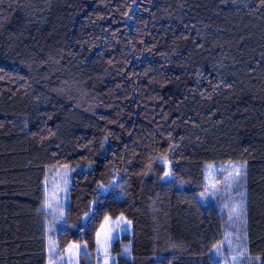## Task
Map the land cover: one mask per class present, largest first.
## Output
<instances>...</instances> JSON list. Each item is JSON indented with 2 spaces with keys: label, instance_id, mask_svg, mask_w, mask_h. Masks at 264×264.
<instances>
[{
  "label": "trees",
  "instance_id": "1",
  "mask_svg": "<svg viewBox=\"0 0 264 264\" xmlns=\"http://www.w3.org/2000/svg\"><path fill=\"white\" fill-rule=\"evenodd\" d=\"M215 161L238 172L209 196ZM120 214L115 264H264V0H0V264H98Z\"/></svg>",
  "mask_w": 264,
  "mask_h": 264
},
{
  "label": "rangeland",
  "instance_id": "2",
  "mask_svg": "<svg viewBox=\"0 0 264 264\" xmlns=\"http://www.w3.org/2000/svg\"><path fill=\"white\" fill-rule=\"evenodd\" d=\"M236 161L233 162H209L206 163L204 169L205 180L207 182L208 195H211V192L215 193L217 186L224 181L228 180L230 177L237 175L238 167ZM89 165L83 163H76L74 166H62L60 167L55 174L51 175L47 179V205L51 215H54L51 224L53 227L50 228V231H58L61 222L65 218V209L68 203V191L72 178V173L81 172L82 170H88ZM219 177V179H215ZM236 185V184H234ZM228 193V192H227ZM204 199V197H201ZM230 224L237 220L239 216L241 227V216L237 212V207L234 210L233 207L228 210ZM61 215L62 217L59 218ZM63 218V219H62ZM131 231L130 221L122 214L116 217L106 216L102 221L100 227L98 228L96 234L97 249L96 252L99 257L98 264H115L117 255L114 253L112 247L115 239L120 238L124 233H129ZM129 243L121 242V252L120 254H127L129 251ZM85 250L84 244L73 243L67 250L57 257L56 261L58 264H78L79 255ZM222 251V250H221ZM48 253L49 259L52 260L56 257V241L54 234L50 233L48 238ZM223 253V251H222Z\"/></svg>",
  "mask_w": 264,
  "mask_h": 264
},
{
  "label": "snow or ice",
  "instance_id": "3",
  "mask_svg": "<svg viewBox=\"0 0 264 264\" xmlns=\"http://www.w3.org/2000/svg\"><path fill=\"white\" fill-rule=\"evenodd\" d=\"M160 162H162V163L165 162L164 158H160ZM165 175H166V176H172V175H174V173H172L171 171H169V172H166ZM99 189H100L101 191L106 192V191H107V186H105V185H100V186H99ZM242 203H243V193H241V204H242ZM85 215L87 216L88 214L86 213ZM237 219H240V217L238 216ZM217 251H219V249H218Z\"/></svg>",
  "mask_w": 264,
  "mask_h": 264
}]
</instances>
